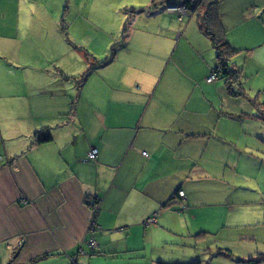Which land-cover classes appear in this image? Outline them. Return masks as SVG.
Here are the masks:
<instances>
[{
  "label": "crops",
  "instance_id": "crops-1",
  "mask_svg": "<svg viewBox=\"0 0 264 264\" xmlns=\"http://www.w3.org/2000/svg\"><path fill=\"white\" fill-rule=\"evenodd\" d=\"M216 1L226 40L235 50L264 45V0H230L227 10L223 0ZM138 4L146 7L137 13ZM167 4L151 10L150 0H0V49L19 69L0 84L9 91L0 102V264H154V247L163 243L164 234L189 231L181 215L195 206L198 194L217 192L190 184L236 165L235 143L221 124L237 123L248 105L220 85L219 98L208 91L206 109H187L186 87L170 82L172 66L181 67L171 51L172 23L164 20L156 27L151 22L130 31L128 45L149 56L128 53L124 64H111L114 55L111 65L77 87L78 48L87 46L58 29L66 20L64 11L72 13L69 26L103 23L117 36L115 26L123 20L132 26L135 14L157 15ZM190 25L177 34L179 40L188 37ZM45 26L53 27L52 34ZM234 26L241 27L243 43L227 39ZM229 66L237 67L231 59ZM160 70L169 86L159 90ZM227 101L230 110L224 107ZM183 111L191 115L184 117ZM48 135V141L35 142ZM91 148L97 157L88 161ZM179 188L183 197L176 194ZM88 196L99 198L95 207Z\"/></svg>",
  "mask_w": 264,
  "mask_h": 264
},
{
  "label": "rangeland",
  "instance_id": "rangeland-1",
  "mask_svg": "<svg viewBox=\"0 0 264 264\" xmlns=\"http://www.w3.org/2000/svg\"><path fill=\"white\" fill-rule=\"evenodd\" d=\"M230 4V0H223L222 8L227 10ZM134 7H138L136 9L138 13L137 10L146 7V4H138ZM136 12L129 13L133 15ZM71 15L69 10L64 11L63 19L66 20H63L58 29L60 28L63 34L68 32L70 41L72 39L76 43H83L87 46L88 51L78 48L79 52L84 50L88 56L84 55V51L77 54L78 67L82 69L77 78L95 61L100 64L92 71V74L113 63L119 64L121 62L124 64V58L128 53L133 54L134 57H148L150 52L137 46L135 48L132 43L128 45L124 38L123 29L126 26L129 33L136 28V31H140L142 27H145L144 24L148 25L151 22L156 27H160L161 24H157V22L165 20L174 26L175 35H173L174 41L171 51H173L175 58L177 55V59L174 61L181 64V67L172 66L170 82L186 87V98H190L187 109L199 110L200 112L206 109L208 94L210 95L208 91L212 90L215 94L213 95L211 92V95L214 98L215 96L219 98L217 88L220 85L226 92L224 80L219 76L208 81L211 74L210 68H213L216 62V50L212 48L209 39L200 33L196 14L183 15L182 19H178V13L168 12L166 7L163 12L153 16H149L145 12L135 14L134 19L131 18V21L133 19L132 26H129V19H125V22L123 20L120 27L115 26L116 31L119 32L117 36H113L114 27L103 23L97 25L95 22L84 24L76 22V25L69 26ZM48 18V16L45 17L46 20ZM189 22L191 25L188 37L179 40L177 34L183 31ZM248 27L254 28L252 25ZM240 28V26L231 27L227 33V39L229 37L231 40L233 39L234 44L243 43V36L238 34ZM45 29L49 34H52L53 27L45 26ZM246 29L247 27H245ZM63 37L65 38L64 35ZM246 39L247 37H245V44L247 45ZM64 40L67 42L66 38ZM91 40L94 42L91 43ZM66 45L71 48L69 43ZM96 45L97 48L94 47ZM198 47L197 51L196 48ZM237 47L241 50L232 54L231 63L239 67L241 72L240 87L243 91L241 96L239 95L236 99L247 104L248 109L245 111L246 114L238 115L240 119L237 118V123L231 126L221 124V127L226 129L223 133L232 143H235V146L232 147L234 149L232 156L236 165L222 166L215 174L206 173L205 176L207 177L198 179L200 183L190 184L193 187H200L198 189L202 187L209 190L216 189L217 192L209 191L207 196L202 193L198 194V201L195 206L188 208L181 215L184 219L185 228L188 227L189 231L181 232L180 230L181 233L178 234H164L159 241L163 243L154 247L153 257L156 258L154 264H245L239 260H248L249 257L256 259L261 253H264V121L259 116L264 110V45L259 48L236 46V49ZM112 48L115 49L116 53L114 60L112 59L113 62L109 64L112 61H109ZM122 48H124V52L118 54ZM6 58L7 55H4L3 50L0 49V84L6 83L8 76L11 79L12 73L19 70L11 67ZM162 71L159 72V80L163 77ZM8 72L11 73V76L8 75ZM161 83L159 90L169 86L165 79H162ZM240 87L237 88L240 90ZM8 92L6 88H2L0 85V102L7 99L6 94ZM163 93L166 92L163 91ZM179 93L172 94L171 101L173 103L178 100ZM231 105V101H227L224 107L230 110ZM218 109H222L220 104ZM187 112L183 111L184 117L191 115V111ZM196 173L193 175L198 177ZM222 193H224L223 197L221 196ZM219 194L222 198L219 201L214 202V200L208 199ZM183 219L176 220L179 227L183 226ZM204 228H207V231ZM113 252L110 250L107 251V254L110 255ZM159 254L164 255L165 258H158L157 255ZM87 255L86 260L88 258L91 260L97 258L96 255H102V253ZM91 263L100 264V261L93 260ZM258 264H264V261Z\"/></svg>",
  "mask_w": 264,
  "mask_h": 264
},
{
  "label": "trees",
  "instance_id": "trees-1",
  "mask_svg": "<svg viewBox=\"0 0 264 264\" xmlns=\"http://www.w3.org/2000/svg\"><path fill=\"white\" fill-rule=\"evenodd\" d=\"M151 1V10H156L159 6L168 3L167 5H178L183 6L186 11L188 12H196L197 15V22L199 29L201 32L206 35L216 50V64L217 66L211 70V74L216 73V77H221L224 80L226 89L229 93L233 96H241L242 94V87H240L241 81L239 77H241V72L239 68L235 67L232 68L229 66V61L232 57L233 53H236L235 50L229 42L226 40L225 34L226 31L222 26L220 21V10H219V2L216 0H150ZM170 2V3H169ZM124 38L129 36V29L125 26L123 29ZM114 46V45H113ZM112 54L110 55V59L113 58L115 55V49L112 48ZM83 51V50H81ZM84 55L88 56L87 52L84 51ZM86 56V57H87ZM100 63L95 61L90 65V67L83 72L79 76V78H75L76 84L78 89H80L84 82L86 81L87 77L92 73V71L99 65ZM238 85V86H237ZM240 87V90L237 88ZM262 120L264 121V110L261 111L260 115ZM43 139V140H41ZM50 139L48 135L45 138L40 137L39 139L35 140V142H45ZM179 188L176 192L179 195ZM180 197V196H179ZM92 199V200H91ZM99 198L96 197H87V201L95 207V204H98ZM95 210V208H94ZM263 222H264V214H263ZM245 264H258L261 261H264V253H261L256 259L249 258L248 260H239Z\"/></svg>",
  "mask_w": 264,
  "mask_h": 264
},
{
  "label": "built area",
  "instance_id": "built-area-1",
  "mask_svg": "<svg viewBox=\"0 0 264 264\" xmlns=\"http://www.w3.org/2000/svg\"><path fill=\"white\" fill-rule=\"evenodd\" d=\"M166 10L168 12H176L178 13V19H182L183 15H185L187 13L186 9L183 6H178V5H167L166 6ZM216 73L210 74V77H208V81L213 80L214 78H216ZM142 154L147 156V152L146 151H142ZM97 157V150L96 148H91L87 154H86V160L88 161H93L95 160V158ZM179 196L183 197L184 196V192L181 190L179 191ZM154 216L152 218H150L148 221H154ZM89 246H94V242L90 241L89 242Z\"/></svg>",
  "mask_w": 264,
  "mask_h": 264
}]
</instances>
